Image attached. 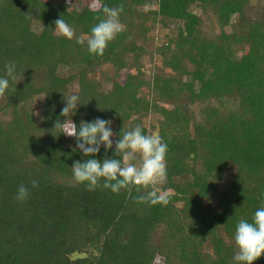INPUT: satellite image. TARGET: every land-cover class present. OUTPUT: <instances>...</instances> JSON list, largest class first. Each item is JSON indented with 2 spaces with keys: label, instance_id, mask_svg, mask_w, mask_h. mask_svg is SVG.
Returning <instances> with one entry per match:
<instances>
[{
  "label": "trees",
  "instance_id": "1",
  "mask_svg": "<svg viewBox=\"0 0 264 264\" xmlns=\"http://www.w3.org/2000/svg\"><path fill=\"white\" fill-rule=\"evenodd\" d=\"M191 1L152 8L148 0H96L124 5L123 31L93 56L76 41L91 35L102 11L0 0V77L15 64L0 96V264H238L236 225L251 222L264 194V10L247 17L243 33H228L250 0H199L219 29L207 34ZM58 18L73 39L54 34ZM158 21L170 32L148 51ZM147 55L162 66L144 78ZM72 94L83 103L70 115L77 126L99 117L111 120L114 141L137 125L163 138L167 175L155 187L171 193L166 206L134 199L151 188L117 194L103 179L93 191L75 183L74 161L116 157L115 145L84 157L75 138L53 128L67 119L59 113ZM150 115L157 118L147 126ZM21 184L24 201L16 199ZM253 264H264V254Z\"/></svg>",
  "mask_w": 264,
  "mask_h": 264
},
{
  "label": "clouds",
  "instance_id": "2",
  "mask_svg": "<svg viewBox=\"0 0 264 264\" xmlns=\"http://www.w3.org/2000/svg\"><path fill=\"white\" fill-rule=\"evenodd\" d=\"M124 5L117 8L107 6L101 7L98 3L90 6V10L102 11L103 17H97L98 23L91 28V35L80 36L77 43L84 45L87 43V52L93 56H102L108 43L123 31L119 15L123 11ZM54 34L73 39L74 30L65 22L58 18L54 21ZM5 76L0 77V96L5 94L9 87V79L15 80V64L8 62L5 64ZM66 102L61 109L59 116L67 117L63 122L57 118L54 129L59 130V134L75 138L76 148L84 157H94L103 146L105 153L113 149V156H105L103 160L87 158L83 162L76 160L72 166L73 179L76 184H86L89 191L95 190L103 179V187L111 189L113 193H119L121 189L128 190L129 194L133 188L139 192L142 188L152 190L134 199L142 203L156 205L158 203L167 205L171 193L160 192L155 186L162 184L167 175L166 154L168 145L159 135L143 134L140 125L133 130L124 131L120 138L113 140L116 135L111 128V120L95 118L91 122L81 120L79 126L70 118L80 104V97L76 94L64 96ZM87 104V103H86ZM138 163H134L137 161ZM33 187H37V181L32 180ZM29 195V189L21 184L17 190L16 199L24 201ZM260 207L252 216L251 222L240 219L234 232V242L236 252L233 257L238 264H253L264 254V194H261Z\"/></svg>",
  "mask_w": 264,
  "mask_h": 264
},
{
  "label": "rangeland",
  "instance_id": "3",
  "mask_svg": "<svg viewBox=\"0 0 264 264\" xmlns=\"http://www.w3.org/2000/svg\"><path fill=\"white\" fill-rule=\"evenodd\" d=\"M69 7L72 8H78L84 5H93L94 3H97L96 0H65ZM149 6L152 8L156 7L157 0H148ZM250 8L247 10L246 17L243 19H240L236 21V23L233 26H229L226 28V31L228 33H231L233 31H240L239 28H244L249 25V20L251 16L254 17L253 12H258L259 10H264V0H250ZM262 7V8H261ZM190 9L194 11L195 13L199 14V16L202 18L204 23V31L207 34H213L219 32L218 26L215 21V16L211 9H206L201 7L199 0H194L190 2ZM256 15V14H255ZM248 17V18H247ZM245 30L240 31L243 33ZM170 32V29L164 28L161 29V22L158 21L156 24V27H153L150 29V32L148 33L149 40L146 43L147 50L150 51L154 46L160 45L165 38H167L168 33ZM234 48H238L237 46H234ZM160 66H162L161 61L158 56H154V58H150L149 55L145 56L142 59V76L144 78H148L150 73L156 69H158ZM168 70V69H167ZM166 72H170L167 71ZM132 72L135 74L136 71L132 69ZM110 73V71H109ZM103 79V77H101ZM104 83V82H103ZM109 86V84H105V87ZM147 89H144L146 91ZM42 106V100L39 98H36L33 102L32 107L34 108V111L36 114H39L40 107ZM157 117L154 115L147 116L143 119V123H145L147 126H149L151 123H154ZM113 138V137H112ZM134 163H138L137 161H134ZM227 183H225L226 185ZM156 264H160V260L156 261Z\"/></svg>",
  "mask_w": 264,
  "mask_h": 264
}]
</instances>
